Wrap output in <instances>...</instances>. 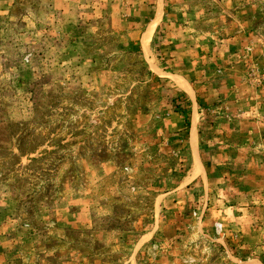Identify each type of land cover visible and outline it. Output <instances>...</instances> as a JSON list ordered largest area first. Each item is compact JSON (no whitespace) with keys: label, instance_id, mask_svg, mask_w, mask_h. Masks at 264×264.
I'll return each instance as SVG.
<instances>
[{"label":"rangeland","instance_id":"374dc122","mask_svg":"<svg viewBox=\"0 0 264 264\" xmlns=\"http://www.w3.org/2000/svg\"><path fill=\"white\" fill-rule=\"evenodd\" d=\"M0 264H264V0H0Z\"/></svg>","mask_w":264,"mask_h":264}]
</instances>
